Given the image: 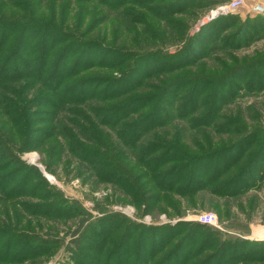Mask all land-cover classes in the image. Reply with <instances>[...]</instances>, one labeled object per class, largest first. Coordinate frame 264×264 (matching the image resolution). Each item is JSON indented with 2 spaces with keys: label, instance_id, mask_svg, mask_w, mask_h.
Masks as SVG:
<instances>
[{
  "label": "trees",
  "instance_id": "obj_1",
  "mask_svg": "<svg viewBox=\"0 0 264 264\" xmlns=\"http://www.w3.org/2000/svg\"><path fill=\"white\" fill-rule=\"evenodd\" d=\"M75 1H97L114 8L132 3L145 8V12H149L148 9L163 12L158 17L165 19L167 11L180 12L175 8L183 0L170 1L166 7L164 0H159L161 6L156 10L151 4L156 0H113V3L109 0ZM39 2L0 0V14L8 12V15H0V115L6 119L8 128L13 129L14 134L25 142L24 150L35 148L42 154L46 146L44 141H52L61 135L72 156L91 166L95 172H100L104 182L130 192L131 203L142 205L147 212L150 203L158 202L160 195L165 193L179 198L186 197V205L189 206L190 202H195L193 196L202 191L208 190L214 195L230 198L260 188L264 183V128L255 127V124L249 127L243 114L224 113L222 107L241 96V88L247 78L248 92L264 89V78L259 77L264 69V58H255L256 61L250 60L238 67H226V59L215 56L223 74L214 77L181 71L194 67L195 70L201 68L203 71L209 69L213 73H220L216 68L205 65L206 68L201 64L202 61H197L212 52H222L229 61H235L227 52L248 47L256 37V40L259 39L261 33L264 35V14L259 13V16L245 18L243 21L230 14L217 16L202 25L198 32L189 35L186 45L178 50L177 55H158L155 62V59L148 60L149 56H144L142 59L145 63L139 77L129 76L122 71L118 77L80 78L81 71L92 66L90 63H93L92 58L97 50H101L103 56L109 57L106 55L109 54L117 61L115 64L110 63L108 68L122 66L124 56L130 53L103 46L90 48L81 42L62 46L63 38L60 36L63 35L54 28V18L49 21L51 24L37 21L39 18L33 7ZM222 2L224 0H198L197 6L207 9ZM19 12L27 17L16 15ZM119 13L124 15V23H132L133 20L138 22V16L143 15L137 12L130 14L125 10ZM125 28L129 30L131 27L127 24ZM76 47L88 49L90 54L85 55L81 50L76 53ZM92 50L94 53H91ZM98 58L101 60V57ZM175 70L177 74L173 80L159 79L156 83L152 81L142 85V80L145 78L146 81L151 74H169ZM237 75L236 83L233 79ZM145 87L146 94L137 90ZM44 108L52 110H41ZM41 113L45 118H39ZM252 118V121H259ZM41 124L46 126L37 128ZM105 129L114 132L115 140L105 133ZM96 144L105 148L101 155L87 146ZM49 148L54 155L51 160L58 162L57 156L63 152L61 144H57L54 139L49 142ZM14 149L7 142L6 136L0 134V161H5L0 164V171L8 166L6 159H13L15 172L23 173L20 176L23 180L14 184L8 194L27 189L22 194L46 199L44 212L40 211L44 217L56 216L53 210L60 204L69 207L70 203L61 197L59 191L36 168H28L15 157ZM51 160L45 163L48 170L51 168ZM138 169L140 171L134 173ZM35 178L38 181L31 184ZM6 181L0 177V189L4 188ZM168 199L171 198L164 197L165 201ZM171 202L172 210L179 213L180 204L176 200L167 204L171 205ZM25 208H30L28 211L31 213L36 209V215H39V205L36 208L26 205ZM119 224L120 220L107 218L101 221L100 226L90 227L80 240V248L87 250L84 252L82 249L72 256L74 264H96L97 258H102L100 243H103L106 253L103 255L104 264L264 262V257L257 259L255 256H244L241 250L258 246L259 242H217L211 231H205L208 234L197 241L195 236L204 232L206 225L182 221L174 226L163 227L137 225L136 231L131 228L129 235H120V240L111 247L110 241L118 232ZM186 226H190L186 237L181 238L161 259L152 262L168 246L170 238L176 236L178 231L182 233ZM133 237L136 238L133 240ZM30 247L29 242L22 244L18 249L20 253L9 254L7 258L1 246L0 261L18 263V260L23 259V252ZM209 247L214 252L203 260H197ZM256 253L252 251L253 255ZM27 254L35 256V259L39 255L33 250Z\"/></svg>",
  "mask_w": 264,
  "mask_h": 264
},
{
  "label": "rangeland",
  "instance_id": "obj_2",
  "mask_svg": "<svg viewBox=\"0 0 264 264\" xmlns=\"http://www.w3.org/2000/svg\"><path fill=\"white\" fill-rule=\"evenodd\" d=\"M39 1L33 7L39 18L37 21L39 23H48L54 18L52 22L55 26L54 28L63 35L60 36L61 39L63 38L61 40L63 41L62 46L64 44L73 45L81 42V44H85L90 48L109 47L130 53L124 56L125 60L122 62V66L108 68L110 63L115 64L117 61L111 55L105 53L109 57L103 56V52L97 50L98 53L96 52L92 58L93 63H90V66H92L81 71L80 78L99 76L101 78L103 76L112 78L118 77L122 71L129 76L139 77L140 69L145 63L144 59H142L144 56H149L148 60L155 59V62L157 60L155 57L158 55H177L178 50L187 42L188 36L194 32H198L202 25L212 20L208 16L218 5L216 4L213 8L200 9L197 6L198 0H183L175 8V10H180V12L173 13L174 10L171 12L167 11L165 12V19H161L158 17L160 16L158 14L163 12H152L150 9H148L149 12H145V8H140L132 3H126L114 8L109 5L105 6V4L97 1ZM109 1L113 3V0ZM170 1L174 0H164L165 7L169 6ZM151 4L155 10L161 6L159 0ZM151 4H148V6H151ZM255 4L264 6V0H245L244 5L237 12L230 15L237 16L240 21L245 20V18H253L259 14L252 12V6ZM122 10L130 12V14L137 12L138 14L143 13V15L142 17L138 16V19H140L138 22L133 20L132 23H124V15L119 13ZM2 13L8 15V12ZM3 14L0 15L3 16ZM263 14L264 12L260 15ZM16 15H21L23 18L27 17L22 12ZM131 16L135 18L134 15ZM49 24L51 23L49 22ZM127 24L131 27L129 30L125 28ZM263 37L264 35L261 33L259 39L256 40V37L248 47H239L227 52L236 59L233 62L229 61L222 52H212L208 57L204 59L202 57L197 61L199 63L202 61L201 64L203 66L207 65L210 68H216L220 73H213L209 69L203 71L201 68L195 70L194 67L184 68L181 73L188 71L187 73L189 74L199 75L201 73L202 76L209 75V77L223 74L221 65L217 63L214 58L215 56L224 57L226 59V67L245 65L250 60V62L256 61L257 59L255 58L258 57L262 59L264 58ZM76 49V53L82 51L85 55L90 54L88 49H80L79 47H76ZM92 52L94 53L93 50ZM98 57H101V60ZM97 62H99L98 64H102L99 66ZM132 64L134 65L132 66ZM158 71L160 69L156 70V72ZM176 71H172L169 74H163L162 72L151 74L147 77L146 81H144L145 78L142 80V85L144 86L145 83L152 81L156 83L159 79L167 80L170 78V80H173L176 77ZM259 74V77L264 78V69ZM238 76L233 79L236 83ZM248 79L242 85L244 87L241 86V96L236 97L231 103L222 107V110L224 113L229 112L231 115L240 112L243 114L247 123L246 125L251 127L255 124V127L261 126L264 128V89H255L248 92L246 89ZM137 90L144 94L147 92L146 87ZM41 110L51 112L52 109L44 108ZM252 117L257 118L259 121H252ZM39 118H45V116L41 113ZM3 122L5 123L3 124ZM6 123V119L3 118V115H0V134L5 135L7 142L14 146L13 154L15 157L28 168H36L38 173L51 186H54L55 190L59 191L61 197L70 203L69 207L60 204L53 210L56 216L49 218L44 217L40 213V211L44 212L43 207L45 206L46 199H37L32 195L22 194L27 189H21L22 192L15 191L12 195H9L8 192L13 188V185L23 180L20 179L23 173L15 172V160L6 159L8 166L4 171H0V177L3 180H7L4 188L0 189V247L2 246L1 250L4 256L9 258V254L21 252L18 249L22 244H26L27 242L31 244V247L23 252V259L18 260V263L15 264H74L72 256H75L83 249L80 248L82 236L85 235L90 227L100 226L101 221L107 218H111L112 221L115 219L120 220V224L117 226L119 230L110 241L111 247H113L120 240V235H129L131 228L133 231H136L135 226L137 225L163 227L174 226L181 221L198 223L195 221V217L200 214H214L216 223L214 225H206L208 230L199 232L195 236L197 241H201L208 234L205 231H211L214 233L213 237L217 238V242L222 240H250L259 242L258 246L241 250L244 251V256H255L257 259L264 257V183L260 185L258 190H251L244 195H235L230 198L214 195L208 190L202 191L193 196L194 203H191L187 199L190 202L189 206L186 205V197L179 198L176 195L165 193L164 195H160L158 202L150 203L148 208L150 213H148L149 211L147 212V209H144L142 205L139 206L131 203L130 198L132 199V195L130 192L127 193L124 190L118 189L112 183L104 182L101 179L100 172H95L91 166L85 165L79 158L72 156L68 151L69 147L67 145L65 147L64 138L61 135L54 138L57 144H61L63 150L61 156H57L58 162L55 163L51 160L54 155L51 154L52 151L49 148V142H53L54 139L52 141L49 139L44 141L46 146H44L42 154L35 148L24 150L26 147L25 142L21 140L19 135H15L14 130L8 128L9 125H6ZM45 126V124H41L37 125V128L42 129ZM249 127L248 130H251ZM105 133L112 140H115L113 131L105 129ZM87 146L97 150L100 155L105 150V148L99 147L97 144ZM47 157L48 160H46ZM49 160L52 161L50 170L45 167V163H48ZM2 162L5 161H0V164ZM137 171L140 170H134V173ZM11 181L13 183H10ZM37 181V178H35L31 184ZM166 196L171 199L165 201L164 197ZM174 199L180 204L181 211L179 213H175L172 210V202L171 205L167 204L171 200L175 201ZM26 205H29L31 208H36L39 205V215H36V209L33 213L29 212L28 210L31 209L25 208ZM188 228L190 226L182 229V233L178 231L176 236L171 237L168 246L163 248V251H160L152 262L161 259L169 252L168 250L176 246L181 238H185ZM131 235H133L132 232ZM135 238L133 237L132 239L134 240ZM12 240L15 243L11 244ZM100 244L102 246V258H97L96 264H104L105 262V257H103L105 249L103 243ZM106 248L109 247L107 246ZM32 250L34 252L37 251L39 254L36 259L35 256L27 254V252H31ZM85 250L87 248L83 249L84 252ZM252 251H257V253L253 255ZM86 252L89 254V251ZM213 252V248L209 247L203 256L197 260L205 259ZM5 261H0V264H12ZM257 264H264V262H257Z\"/></svg>",
  "mask_w": 264,
  "mask_h": 264
},
{
  "label": "built area",
  "instance_id": "obj_3",
  "mask_svg": "<svg viewBox=\"0 0 264 264\" xmlns=\"http://www.w3.org/2000/svg\"><path fill=\"white\" fill-rule=\"evenodd\" d=\"M243 5L244 0H224V2L218 4L215 9L210 12L208 18L214 19L217 16L233 14ZM252 12L263 13L264 6L261 4H255L252 6ZM195 221L203 225H214L216 223V217L214 214H200L195 217Z\"/></svg>",
  "mask_w": 264,
  "mask_h": 264
},
{
  "label": "crops",
  "instance_id": "obj_4",
  "mask_svg": "<svg viewBox=\"0 0 264 264\" xmlns=\"http://www.w3.org/2000/svg\"><path fill=\"white\" fill-rule=\"evenodd\" d=\"M245 1V0H244ZM260 1V0H259Z\"/></svg>",
  "mask_w": 264,
  "mask_h": 264
}]
</instances>
